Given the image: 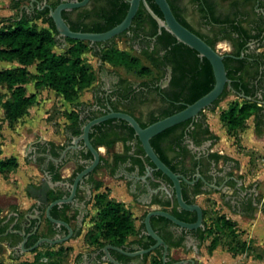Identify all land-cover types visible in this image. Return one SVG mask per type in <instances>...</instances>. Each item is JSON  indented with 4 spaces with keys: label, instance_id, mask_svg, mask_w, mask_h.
Returning <instances> with one entry per match:
<instances>
[{
    "label": "flooded vegetation",
    "instance_id": "1",
    "mask_svg": "<svg viewBox=\"0 0 264 264\" xmlns=\"http://www.w3.org/2000/svg\"><path fill=\"white\" fill-rule=\"evenodd\" d=\"M64 1L69 0H62V2ZM234 1H237L239 7L247 15V22L244 23L247 29H250V26L264 29V0H255V3L247 0H172V3L176 5L177 13L186 21L188 5H190L198 17L200 25L214 36L216 28H213L207 21L213 23L211 15L221 18L229 14ZM42 2L43 0H30L27 6H24L28 8L27 11L39 10ZM30 3H33L32 7H30ZM104 4V0L100 2L90 0L83 8L94 11L100 9ZM66 12L69 22L78 21L77 9ZM93 19H95L93 16L86 19V23ZM188 24L191 31L197 36L204 35L189 22ZM145 30L147 32L149 27L147 26ZM160 34H158L157 28V35ZM263 34L262 31H258V33L252 31L253 36L260 35L261 37ZM127 35L130 36V47L135 49L141 57L146 50L149 55L161 51L162 56L165 54V64L149 65L147 67L149 74L139 76L141 80L136 83L116 76L114 73L108 74L101 71L99 74L102 87L92 92L90 104L78 107L81 132L73 135L67 131L63 142L52 143V145L32 143L28 148L30 152L28 158L37 167L40 180L37 183L30 182L26 186V194L30 198H32V194H36L35 191L41 188L46 179L45 173L50 176L52 182V191L48 192L49 202L62 198L67 199L73 193V203L51 210L53 218L67 223L73 233L81 230L84 220L90 216L91 206L94 204L96 196L105 193L106 188L112 182H122L125 193L131 196L137 205L143 204V218L150 211L163 210L171 213L174 209L178 213L184 214V218L188 220H191L193 215L196 216L195 213L185 212L178 208L175 197L172 195L171 181L160 171L154 169L134 132L131 133L127 128L128 124L121 120H107L101 123L103 124L101 129L93 136L89 134L90 143L98 155V162L75 184L78 176L91 167L94 161L93 153L83 145V142L79 141L77 145L73 144L74 138L82 133L83 127L88 122L110 112H121L129 114L137 122L143 123L147 127L187 106L184 97V94L189 93L184 70L186 68L169 64L166 60V53L170 48L166 42L164 49L156 40V36L145 34L144 31L133 29V31L127 32ZM257 41L258 38L245 45L246 54L258 53ZM259 70L260 79H253L251 86L253 92L261 99L264 96V65L260 66ZM206 124L199 114L194 119L177 125L166 134L165 131L162 132L157 135L159 138L156 139L158 150L174 168V173L185 179V181H181V188L182 193L185 191L188 204H197L198 198L218 193L223 205L229 207L233 213L247 214L250 208L256 209L259 205L256 190L254 187L247 188L243 185L242 178L235 171L236 167L233 162L215 161L214 154L217 152L213 149L214 143L209 136H204L202 133ZM100 141L113 142V145L108 147L105 144H99ZM32 199H34L35 206L36 197ZM187 213L188 215L185 216ZM44 221L46 222L42 232L43 237L54 239L57 235L66 232L64 227L57 229L45 218ZM154 221L157 222L155 231L167 245L171 243L177 245L186 236L200 237L199 231L204 229L199 228L186 232L169 221L166 223L165 219L153 218L152 222ZM7 236L11 240L13 236L18 235L9 233ZM15 246L17 245H13V247Z\"/></svg>",
    "mask_w": 264,
    "mask_h": 264
},
{
    "label": "trees",
    "instance_id": "2",
    "mask_svg": "<svg viewBox=\"0 0 264 264\" xmlns=\"http://www.w3.org/2000/svg\"><path fill=\"white\" fill-rule=\"evenodd\" d=\"M29 1L30 0H12L10 8L18 10V15L15 20L11 21L13 23L12 25L0 28V62H16L20 65L17 72L10 70L0 71V84L6 83L15 87V96L13 102L10 104L15 113L12 115L9 113L6 114V118L9 120L11 118L13 120L19 119L24 111L33 104L35 99L34 95L29 97L25 96L22 89V86L26 83L22 66L25 67L37 63L39 80L36 88L40 85H45L57 92L65 101L71 103L77 99L79 90L89 88L94 81V74L86 68L81 61V53L84 50L90 49L93 52V55L102 62L108 63L114 67H122L126 70L133 71L138 76L149 74V70L147 67L143 66L141 58L116 49L112 45L114 39L105 43L94 44L70 39L61 41V39L57 38V32L47 10L40 11L34 9L33 11H27L23 8L24 6L22 3ZM95 1L100 2L103 0ZM104 1V6L98 10L89 11L85 8L77 9V22H69L67 12H63L62 16L72 31L86 33L106 32L118 25L124 19L129 5L127 0ZM247 1L255 3V0ZM61 2L62 0H55V4L50 6L54 8ZM146 2L157 16L162 17L153 0H146ZM167 2L169 3L175 18L184 27L191 31L188 22L177 13V7L172 3V0H167ZM92 16L95 19L86 23V19ZM246 16V13L239 7L237 1H234L229 14L221 18L211 15L213 23L209 20L207 21V23L213 28H216V30H214L215 33L213 38L200 34L198 36L213 49H215L214 44L216 42L223 40L229 41L233 48V51L229 53L232 57H227L223 60L227 78L231 81V89L226 87L221 97L207 110L215 111L217 105L221 101H223L229 94H233V96L240 101H233L230 103L227 109L221 112L219 116L220 121L224 123L230 134L242 129L247 121L252 118L254 130L257 135H260L263 133L264 129V96L259 99L253 92L254 90L251 83L253 79H260L259 67L264 65V54L260 52L246 54L244 47L247 43L258 38L257 50L262 49L264 47V34L261 37V34L253 36L252 31L254 30L258 33V31L264 32V29L261 30L259 27L255 28L254 26H250L251 28L247 29L244 26V23L247 22ZM39 20L42 21V23L47 24L48 27L37 28L33 23ZM147 26L149 27V30L146 32L145 28ZM133 29L144 31L145 34L147 33L150 36H156V40L164 47V49L166 42L170 48L166 53V60L169 64L179 68H186L184 70L186 73L185 75L187 76L186 82L189 93L186 95L184 94V97L187 105L192 104L213 88L214 76L209 62L205 59H200L194 50L177 42V40L165 30H162L161 34L157 35L156 22L149 16L142 5L134 17L129 30L118 37L125 36L129 39L130 36L127 35V32L133 31ZM64 44L73 45L69 50L72 54L71 57L59 55L54 52L53 48L55 46H63ZM160 52L156 51L154 54L149 55L148 50H146L143 52V58L149 65H163L165 64V54L162 56ZM241 55H243L242 58H240ZM18 73L19 75L16 76ZM241 95H243V97ZM182 109H184V107H182L180 111ZM170 115L173 114H169L165 117ZM200 115L202 116V119H204V122H206L204 112H201ZM79 123L78 116L67 130L73 135H77L81 132ZM138 123L142 128L146 127L145 124ZM102 125L103 124L94 126L91 130L90 136H93V134L99 131ZM176 127L177 126H174L166 130L165 134ZM127 128L133 133L131 128ZM202 133L204 136H209L213 143L218 140L217 137L209 131L207 124L202 130ZM158 138L159 136L152 138L150 143L158 157L173 172H175L174 168L166 160V157L164 158L159 152L156 140ZM47 144L52 145L50 142ZM99 144H105L110 147L113 145V142L100 141ZM214 159L216 162L220 160L233 162L231 158L217 153L214 154ZM16 166L14 159L0 162V170L12 169ZM182 195L185 202L188 203L189 201L186 198L185 191ZM96 203L99 205L95 218L96 233L90 238V244L94 245L97 249L102 248L106 244L119 248L125 247L127 237L135 231L134 220L131 214L121 203L106 199L104 193L96 196ZM253 211L254 208H250L249 213H247L246 216L252 218ZM171 214L182 221L194 222L196 220L195 215L191 217V220L185 219L184 214L178 213L175 209ZM187 215L188 213L185 214V216ZM203 216L205 217L204 211ZM165 222L168 223L166 220ZM156 223V221L152 222L154 229ZM203 225L204 229L199 231L201 241H203L204 235L207 231L205 222H203ZM5 232L6 226L2 225L0 220V243L8 239V236H1ZM41 237H43V234L31 236L26 243V247L32 246ZM148 239V242L141 244L140 248L146 249L154 243L150 238ZM17 240L20 241L21 239L17 237ZM12 246L13 245H10V247ZM44 246L50 248L48 245ZM173 246L176 247L179 245ZM214 248L215 247L213 246L211 250ZM1 252L2 249L0 248V253ZM33 252L35 253L36 251ZM158 252L159 254L157 255V258H153L151 264H162L161 249H158ZM111 254L117 261L124 264L123 261L126 257L117 252H112ZM43 255L49 258L47 252ZM43 255H35L34 260L39 263V260ZM49 264H53V262L50 261Z\"/></svg>",
    "mask_w": 264,
    "mask_h": 264
},
{
    "label": "water",
    "instance_id": "3",
    "mask_svg": "<svg viewBox=\"0 0 264 264\" xmlns=\"http://www.w3.org/2000/svg\"><path fill=\"white\" fill-rule=\"evenodd\" d=\"M90 2V0H74V1H64L59 3L56 7L52 8L49 4L48 0H43L42 6L39 8L40 11L47 10L48 15L51 18L55 30L57 32V38L61 39V41H65V39L81 41V42H89L90 44L94 43H105L111 41L112 39L117 38L118 36L122 35L124 32L128 31L132 25V21L136 16L139 7L142 5L145 11L149 14V16L156 22L158 28V34L161 33L162 30H165L167 33L172 35L177 42L182 43L183 45L189 47L190 49L194 50L200 59H205L209 62L213 76H214V86L213 88L204 96L185 106V108L173 115L165 117L161 120L154 122L153 124L142 128L140 124L129 114L121 113V112H110L105 116L96 118L90 122H88L82 129V133L74 138L73 144L77 145L79 141L83 142V145L90 149L93 153L94 161L88 169L83 171L77 178L75 184L89 171H91L98 162V155L93 149L90 140L89 134L91 129L99 125L107 120L117 119L124 121L128 124V126L133 130L136 138L138 139L141 147L145 153V156L150 160L153 164L154 169L160 171L163 175H165L171 181V191L172 195H174L177 206L180 210L195 213L196 214V221L194 223H187L177 219L174 215H172L168 211L163 210H155L148 212L141 225V236H140V245L143 243L148 242V238H150L154 243L146 248H140L139 250L129 251L126 247H115L110 244H106L102 248L98 249L95 255H101L100 257L91 259L88 263H80V264H122L121 262L117 261L113 256L112 252H117L126 259L123 261L124 264H145L147 254L151 252H155L157 255L159 254L158 249H161V261L162 264H195V262L191 259L179 260L176 262H171L169 259V247L167 243L163 240V238L155 231L152 226V219L153 218H162L169 221L171 224L179 228L180 230L194 231L199 228H204L203 225V209L196 203L188 204L183 199L182 195V188H181V181H185L182 176L175 174L168 166H166L160 158L155 153L150 141L152 138L156 137L157 135L161 134L162 132L182 124L188 120H192L197 117L201 112L211 108L213 104L221 97L225 88L231 89V81L227 78V73L225 70V66L223 60L227 57H232L229 54H220L211 46H209L203 39L197 36L195 33L184 27L174 16L169 3L167 0H153L154 4L159 9L162 17L157 16L153 10L149 7L146 0H127L129 5L127 13L124 19L112 29L102 32V33H86V32H75L72 31L67 23L65 22L62 14L63 12L80 9ZM12 3V2H11ZM33 3H30V7H32ZM11 6V4H10ZM28 10L27 7H23ZM9 19V20H15ZM187 21L198 31L202 34L206 35L209 38H213V34L210 33L208 30L204 29L198 20L195 12L193 11L192 7L188 5V13L186 15ZM129 40V39H128ZM130 45V44H129ZM59 48H65L66 44L63 46H57ZM132 48V47H131ZM133 49V48H132ZM135 50V49H133ZM93 53V52H92ZM240 56V58H242ZM104 71L108 74L114 73L116 76H120L117 73L108 70L102 66H99V73ZM122 77V76H121ZM124 78V77H123ZM126 79V78H125ZM130 81V80H129ZM132 82V81H131ZM136 83V82H135ZM99 87H102V80L99 74L98 77V85L92 87V92L97 91ZM243 97V95H241ZM250 99V98H247ZM85 105V104H75L72 105L73 108L78 110V107ZM68 128L65 129V135ZM69 132V131H68ZM39 143H48L46 140H40ZM36 142V143H38ZM30 152L25 155L26 159L30 162L29 157ZM33 164L32 162H30ZM234 163V162H233ZM34 165V164H33ZM235 165V163H234ZM35 166V165H34ZM36 167V166H35ZM45 181L41 188L36 192V194H32V198L36 197V204L33 208V214L25 215L24 221L25 222H15L14 216L11 215V219L9 223L3 224L6 226V232L1 236H7L10 234H16L18 236H13L11 240L8 238L6 241L2 243L10 246V245H17L15 247L12 246L13 251L10 254V257L13 259H17L20 255L32 254L33 251L35 253H51L55 250L60 249H67V243H72L71 239L74 237L73 230L71 227L65 223L64 221L57 220L53 218L51 214V210L55 207L61 208L64 205L73 203V193L72 195L65 199H57L53 202L48 201V192L52 191L51 185V178L50 176L45 173ZM112 184H122V182H115ZM250 187H254L257 193V184L254 183ZM249 187V188H250ZM75 188V186H73ZM26 190V188H25ZM35 190V189H34ZM131 200H134L131 197ZM139 202V201H138ZM142 205H135L134 209L144 210V206ZM229 208V207H228ZM259 207L254 209L253 214L256 213ZM238 214V213H236ZM242 216H246L247 214H240ZM247 217V216H246ZM44 218L52 223L57 229L61 227L65 228V231L62 235H57L54 239H50L47 237L39 238L32 246L26 247V243L28 239L33 235H41L44 228L45 222ZM32 230L30 231V228ZM80 231L77 230V237H79ZM17 237L21 240L18 241ZM201 244V239L198 236H186L179 246H182L184 249H192L195 253H199V248ZM44 245H48L50 248L45 247ZM174 245V244H169Z\"/></svg>",
    "mask_w": 264,
    "mask_h": 264
},
{
    "label": "rangeland",
    "instance_id": "4",
    "mask_svg": "<svg viewBox=\"0 0 264 264\" xmlns=\"http://www.w3.org/2000/svg\"><path fill=\"white\" fill-rule=\"evenodd\" d=\"M11 2L12 0H0V28L12 25L13 23L11 21L13 20L9 19H14L18 15V10L10 8ZM27 4L28 2L22 3L23 6H27ZM49 4L54 5L55 0H49ZM33 24L39 29L48 27L47 24L42 23L40 20ZM112 45L120 51L140 57L143 66L149 67L148 62L130 47L127 37L121 36L115 38ZM72 46V44H67L65 48L55 46L53 50L56 54L71 57L72 54L69 50ZM214 48L220 54H229L233 51L230 42L227 40L216 42ZM258 52L264 54V47ZM81 61L94 74V81L89 88L79 90L77 99L72 103L65 101L57 92L45 85H40L36 88L39 80L37 63L25 67L22 66L24 78L26 79V83L22 86V89L25 96L29 97L34 95L35 99L33 104L17 120H13L12 118L9 120L6 118L7 113L11 115L15 113L10 105L15 96V87L6 83L0 84L1 153L4 152L6 155H14L18 151L20 155L22 153L27 154L28 149L26 148L29 143L36 142L39 138L54 142L65 141V129L79 116L78 110L73 108L72 105L91 103V89L98 85L99 66L111 70L132 82L141 80L133 71L126 70L122 67H114L102 62L93 55L90 49L84 50L81 53ZM19 67L20 65L16 62H0V71L10 70L17 72ZM18 75L19 73L16 76ZM233 101L239 102L240 100L234 97L233 94H229L217 105L215 111L205 110L203 112L209 128L217 124L216 133H218L219 138L213 133L219 139L218 146L214 148L215 151H221L223 155H226L227 147L231 148L232 152H230L231 156L229 158L237 163L235 170L239 174L241 173L240 177L243 179L245 185L250 187L254 183L257 184L259 208L254 214L253 219H247L246 217L236 215L227 206L223 205L219 199L220 194L218 193H211L207 197L198 198L197 204L204 209V222L207 227L202 242L205 245H202V247L204 248L205 255L209 254L211 248L214 246L222 252L239 257L241 263L252 264V262L264 261V152L253 151L243 147L238 137L242 130L230 133L229 135L225 131L226 127H221L220 123H218L221 112L225 111ZM250 125H252V120L248 121V127ZM257 139L262 142L260 145L264 146V136H257ZM25 160L29 162L27 159ZM113 189L117 191L119 188L117 186H109L106 188V192L104 193L106 199H110V194ZM114 198L117 199V196H114ZM110 200L114 201L112 198ZM98 208L99 205L95 200L90 211L91 227L86 233L85 239L79 244L82 249L86 248L87 245H91L90 238L96 233L95 218ZM62 252L64 253L61 255L58 254V258H56L57 255H55L54 251L48 253V256L53 261L57 260L61 264H68L70 252L69 250H62ZM43 254L32 253L31 255L35 257V255ZM179 256L180 254L177 252L174 253L175 258H179ZM196 263L199 264L198 262Z\"/></svg>",
    "mask_w": 264,
    "mask_h": 264
},
{
    "label": "crops",
    "instance_id": "5",
    "mask_svg": "<svg viewBox=\"0 0 264 264\" xmlns=\"http://www.w3.org/2000/svg\"><path fill=\"white\" fill-rule=\"evenodd\" d=\"M250 120H252V125L248 127V121H249L248 120L245 126L242 129H240L242 130L238 135L240 139V143L243 144V147L247 149L264 152V146L260 145L262 142L257 139V136H264V129L262 134L257 135L254 130L253 119L251 118ZM218 123H220L221 127L225 126L224 123L220 121V118L218 120ZM216 130H217V124H214L213 127L209 128V131L212 134L213 133L216 134V136L219 138V135L218 133H216ZM225 131L228 132L227 128L225 129ZM40 140H46V139L39 138V140H37L36 142ZM46 141L56 144L59 143L50 140H46ZM218 141L219 139L214 143V148L218 146ZM36 142L29 143L26 149H28L32 143H36ZM226 150L227 151L225 153L226 154L225 156L227 157L231 156L230 152H232V149L227 147ZM217 153L223 155L221 151L219 152L217 151ZM25 155L26 153H22L20 155L18 151L14 155L13 154L6 155V153L0 152V162L6 161L8 159H14L17 165L15 168L12 169L0 170V220L2 225L10 222L11 215L14 216L15 222H25L24 216L33 214V208L35 207L34 199L30 198L26 194L25 188L28 184H30V182L33 181V179L34 182L37 183L40 180V176L38 175L37 167H35L30 162H26ZM233 162L235 163V167H237L236 166L237 163L235 161ZM237 173L239 174V172ZM243 185L249 188L247 185H245L244 181H243ZM110 186H117L119 188L117 191L115 189L112 190L110 194V199L112 198L114 201L121 203L123 207L131 214L134 220L135 231L134 233L130 234L127 237V240L125 242V247L129 251L139 250L140 236H141L140 224L143 223V219H144L142 210L134 209L136 205L135 203L136 201L131 200V196L125 193L123 183L111 184ZM258 194L259 191L257 189V195ZM114 196H117V199H115ZM258 204H259V197H258ZM236 215L240 217H246L240 214H236ZM246 218L253 219L254 215L252 218L249 217ZM90 221H91L90 216L84 220L83 226L80 230L79 237H77V231L74 232L75 233L74 237L71 239L72 243H67V249H60L54 251L55 255H57L56 258H58V254L61 255L64 253L62 252V250L63 251L69 250L70 252L68 264L88 263L91 259L101 256V255H95L98 249L94 245H87V247L83 249L79 245L80 242L83 239H85L86 233L91 227ZM202 242L203 241H201L198 254L195 253L192 249L186 250L182 246H176V247L171 246L169 249L170 261L175 262L176 260L179 261V260L191 259L195 262V264H197L196 262H198L199 264H251V263H243V262L241 263L239 257L228 254L227 252H222L217 248H214L209 252V254L205 255L204 248L202 247V245L205 244H203ZM0 248L2 249V252L0 253V264H40L34 260V257H32L31 254L20 255L17 259L11 258L10 254L12 253L13 248L2 242L0 243ZM176 252L180 254L179 258L174 257V253ZM153 258H157V254L154 251L151 252L150 254H147L145 264H151ZM51 262H53V264H61L57 260L54 261L51 260ZM252 264H264V261L263 262L258 261L256 263L252 262Z\"/></svg>",
    "mask_w": 264,
    "mask_h": 264
},
{
    "label": "built area",
    "instance_id": "6",
    "mask_svg": "<svg viewBox=\"0 0 264 264\" xmlns=\"http://www.w3.org/2000/svg\"><path fill=\"white\" fill-rule=\"evenodd\" d=\"M39 263L40 264H49L50 263V260L47 256L43 255L41 256L40 260H39Z\"/></svg>",
    "mask_w": 264,
    "mask_h": 264
}]
</instances>
